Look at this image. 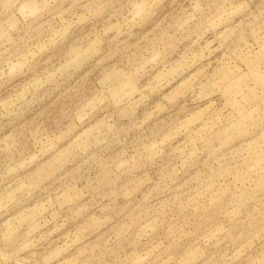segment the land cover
Returning a JSON list of instances; mask_svg holds the SVG:
<instances>
[{"label": "rangeland", "instance_id": "obj_1", "mask_svg": "<svg viewBox=\"0 0 264 264\" xmlns=\"http://www.w3.org/2000/svg\"><path fill=\"white\" fill-rule=\"evenodd\" d=\"M0 264H264V0H0Z\"/></svg>", "mask_w": 264, "mask_h": 264}]
</instances>
